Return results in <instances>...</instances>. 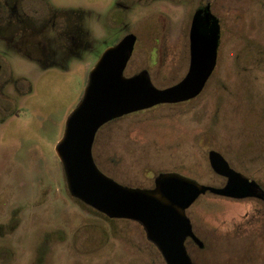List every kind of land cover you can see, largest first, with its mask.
I'll return each mask as SVG.
<instances>
[{
    "label": "rangeland",
    "instance_id": "rangeland-1",
    "mask_svg": "<svg viewBox=\"0 0 264 264\" xmlns=\"http://www.w3.org/2000/svg\"><path fill=\"white\" fill-rule=\"evenodd\" d=\"M197 0L140 8L139 45L131 69H145L167 88L188 70V35ZM262 0H217L216 66L193 101L156 106L110 122L94 139L96 167L115 182L150 189L160 173L221 187L208 164L219 153L264 187V25ZM153 10L166 12L160 16ZM171 27L168 45H151L150 30ZM88 50L31 82L25 108L0 126V264H165L140 225L108 219L72 199L55 147L88 74L104 52L99 27ZM156 60L150 65L152 48ZM257 59V60H256ZM258 59H260L258 61ZM203 249L186 244L193 264H264V206L206 194L186 212Z\"/></svg>",
    "mask_w": 264,
    "mask_h": 264
},
{
    "label": "water",
    "instance_id": "water-1",
    "mask_svg": "<svg viewBox=\"0 0 264 264\" xmlns=\"http://www.w3.org/2000/svg\"><path fill=\"white\" fill-rule=\"evenodd\" d=\"M134 40L129 35L102 53L89 72L81 100L64 123L55 153L72 199L108 219L140 225L165 264H193L187 253V241L198 249L204 245L193 231L187 210L206 194L230 200H264V193L255 181L234 171L213 150L208 152V164L216 176L225 179L221 187L201 185L176 173H160L152 188H132L99 171L92 157V146L103 125L129 114L199 96L216 65L219 24L208 8L192 15L188 70L180 81L163 89L153 86L146 71L129 78L123 76Z\"/></svg>",
    "mask_w": 264,
    "mask_h": 264
},
{
    "label": "flooded vegetation",
    "instance_id": "flooded-vegetation-1",
    "mask_svg": "<svg viewBox=\"0 0 264 264\" xmlns=\"http://www.w3.org/2000/svg\"><path fill=\"white\" fill-rule=\"evenodd\" d=\"M183 1L187 0H0V126L11 121L18 109L26 107V98L32 94L30 82L34 78L40 80L57 72V69H64L68 60L76 56L78 49H90L94 44L92 37L97 27L102 35L101 43L105 45L104 51L132 35L135 39L134 46L123 76L129 78L143 71L149 76L145 69H131L140 40L137 35L141 20L140 8H148L158 2L169 4ZM197 1L194 13L205 8L211 13V3L217 0ZM165 12L153 10L151 14L160 16ZM259 14L256 25H264V0ZM159 24L150 30V36L153 34L151 45H168L172 29ZM186 37L188 40V35ZM259 46L258 58H261L264 57V45ZM218 49L219 45L216 61ZM156 51L157 48L153 47L150 65L156 60ZM223 180L225 184V179ZM259 187L264 193V187ZM233 201H255L264 206V200L257 198ZM187 243L191 242L188 240Z\"/></svg>",
    "mask_w": 264,
    "mask_h": 264
}]
</instances>
